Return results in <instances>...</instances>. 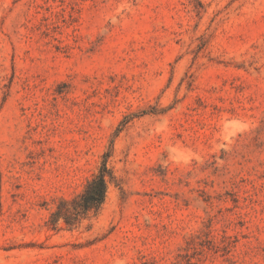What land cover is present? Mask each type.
<instances>
[{
  "label": "rangeland",
  "instance_id": "1",
  "mask_svg": "<svg viewBox=\"0 0 264 264\" xmlns=\"http://www.w3.org/2000/svg\"><path fill=\"white\" fill-rule=\"evenodd\" d=\"M0 264H264V0H0Z\"/></svg>",
  "mask_w": 264,
  "mask_h": 264
},
{
  "label": "trees",
  "instance_id": "2",
  "mask_svg": "<svg viewBox=\"0 0 264 264\" xmlns=\"http://www.w3.org/2000/svg\"><path fill=\"white\" fill-rule=\"evenodd\" d=\"M113 179L111 171L103 164L99 172L90 178L84 189L73 199H62L57 208L50 214L49 223L56 229L64 223L72 229L96 215L107 200L110 182Z\"/></svg>",
  "mask_w": 264,
  "mask_h": 264
}]
</instances>
